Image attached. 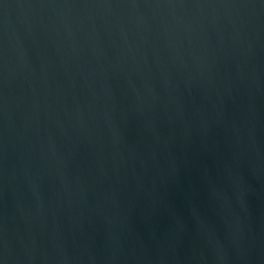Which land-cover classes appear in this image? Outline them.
<instances>
[{"label":"water","instance_id":"obj_1","mask_svg":"<svg viewBox=\"0 0 264 264\" xmlns=\"http://www.w3.org/2000/svg\"><path fill=\"white\" fill-rule=\"evenodd\" d=\"M0 264H264V0H0Z\"/></svg>","mask_w":264,"mask_h":264}]
</instances>
